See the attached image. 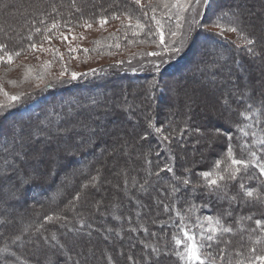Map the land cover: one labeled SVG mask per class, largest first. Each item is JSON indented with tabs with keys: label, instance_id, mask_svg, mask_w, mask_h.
Segmentation results:
<instances>
[{
	"label": "trees",
	"instance_id": "trees-1",
	"mask_svg": "<svg viewBox=\"0 0 264 264\" xmlns=\"http://www.w3.org/2000/svg\"><path fill=\"white\" fill-rule=\"evenodd\" d=\"M49 1L56 6V11L54 12L52 7L50 8L48 6L49 3L47 6H41V8L37 9V11L33 13V24L27 23L24 28L23 26L19 28L20 41L17 40V43H26L27 39H23L27 37L30 32H32L34 27L41 28L42 31L40 34H42L43 29L50 27L54 21H59L60 25L63 21L81 20V17L84 18L89 14L94 16L96 11L102 10L100 7L95 8L96 3L93 0H75L77 6L81 9L80 12H77L71 7L73 0ZM125 2L126 1L124 0H118V3H114V0H107L106 9H108L107 11H112L116 8H125L127 6V3ZM237 2V4H232L233 6L231 5V7L227 8H238L240 10L242 19L244 20L245 12L241 8V1L240 3L239 1ZM99 4H102V1L99 2ZM259 13L260 16H264V10H261ZM216 15L217 12L213 13L212 17ZM41 19L44 20V24L39 23ZM244 22L246 25V19L243 21V23ZM246 29L248 30V28ZM40 34L34 35L38 36ZM200 36H202L203 39L197 45L199 46L200 44H204V50L199 52L198 47L196 46L197 49H195L190 58L187 59L182 57L176 61H168L163 65L161 70L156 73L150 69V71L147 70L133 74L128 72L112 71L104 75H97L90 78L77 80L61 87H49L43 91L41 95H39L40 100L38 101L37 106L31 110L32 112L29 110L24 113H17V109H15L11 111L12 113L10 115L3 116L4 121L3 125L0 126V132L7 130L8 127L13 123L23 124L25 126H34V124H39L41 120H45L46 118L50 120L57 119L60 121L59 126H64L66 122L73 123V121L77 120V118H83L85 111L82 108H78L77 102L80 105H87L89 104V98H100L106 101V103L96 108L95 115L100 118L105 114V109H103V107L107 105L108 98H116V102L119 103L122 102V97H127L134 101V111L127 113L124 112L119 106L113 109L108 105V108H106L108 109L107 114L112 116V118H117L118 120L125 121L126 123H132V118H135V120L138 122L136 125V135L138 139L137 143L131 139L127 148L130 153H133L132 155H135L133 163L125 166L123 165L124 161L122 160V166L120 167L122 178H120L119 182L116 184V188L113 187L116 192L114 193L112 200L110 197L111 195H105L108 193V185L110 184L108 183V179H106L108 178V175L106 176L107 173L105 174L104 168L105 164L109 161V157H111L108 155L111 150H107L103 146L105 142L103 138V142L99 143L98 146L84 149L76 156L69 157L65 162L68 167L63 168V171L60 170L58 174L52 175V181L44 180L43 182H38L31 187H26V190L22 194L25 196L24 198H26L24 201L25 203L22 205V209L24 210L23 213L25 214L24 218H26V224L21 225L15 224L13 222L14 224L12 223L11 225H5L1 230L2 238L0 241L3 238L4 239L0 242V247H4L5 244L9 242L11 237L21 234L25 227L28 228V231L23 232L21 235V240L17 241L20 246H16V244L11 245V250L15 253V257H11V259L15 261V264H44V261L50 254L48 249L46 253L42 252V255L34 256L37 254L36 241L39 240L41 245H43L42 240H40V234L35 231L40 224H44V228L41 229V231L45 235L50 236L51 233L55 232L57 233L59 239L61 238L63 242L68 243L69 248L72 250V255H74L75 252L81 247L84 249L85 253H87L89 248H92L98 259H102V261L105 259L108 261V263H105L104 261L103 263L109 264L108 256L110 255H108V252L105 249L98 247L99 244H97V242L93 244L92 247H89V245L86 246L83 240V236L85 235H78L77 242L75 241L73 244L70 241V238L68 239V237H65L64 235L61 236L62 233L66 232L65 228L60 227L61 223H64V221H45L44 218L49 215L66 216L72 221V224L69 226L75 225L79 227V225L76 223L77 213L82 214L86 216L88 221L94 225V228L101 229V231H92V234L95 236L98 234H105L106 232L104 230L106 228H112L114 230H120V235H116L115 231H113L112 236L118 237L124 243H128L129 239L131 238L135 239L138 237L141 239V237H148L149 240L145 242L159 244L160 238H163L169 242V246H174V242H172V234L173 232L179 234V221L177 222L176 219L167 221L166 216L168 213H170V211L165 212L161 203L157 204L155 207L152 206V202L156 201L157 197L163 195L166 196L168 200H173V204L175 205L182 204L186 208H184L183 212H181L185 215V219L189 218L190 216L192 217L193 215L198 216L202 214L216 216L221 214L224 209L229 207L227 201H221L217 199L214 194H210L204 188H200L195 192L192 190V185L204 183L203 178L199 175V173L210 170L215 163V156H212L211 159H208V157L203 158V155L208 153L193 154V152L194 150L197 151L198 149L204 152L210 148L212 149L216 142L215 139H218L217 144H220L219 152L223 151L221 153L223 156V153L229 144L228 138L232 137V143L236 147V155L238 157L241 155L246 156L247 153H242L239 145L243 143L244 140H247L250 143L252 138L250 135L244 136V132L251 133L252 131H256L259 135L260 127H264V116L260 117L262 121L260 126L253 124V121L256 119L255 117L249 115L248 119H243L241 113L244 111L246 105L233 97L231 95L232 92H225V94L228 93L229 95V105L228 107L223 105V114H221V120L223 122L219 123V126L217 125L216 127V130L221 127L222 129H220L223 131L221 132V135H215L214 139L209 137L210 131L208 130H211V128L204 126L202 123L203 121L200 119L198 114H195V112H185L182 100L180 98L179 100H176L173 97L171 89L174 85H178L180 88H182L184 84L194 83V79L191 76L195 74L194 72H197V79H199L202 74L206 76L209 75V77H212L214 74L216 80L219 77L224 78L225 84L231 83L232 87L243 90L245 86L240 85L241 78H246L249 74L251 75L249 69L258 72V66H254L250 63L251 60L244 51L241 52L237 48H234L230 42L222 37L217 36V34L206 32L205 35V32L203 33L200 30L198 37ZM208 46H210V48ZM192 48L193 44L189 49L193 50ZM212 49H215L218 52H223L224 56L227 57V63L224 64L222 69L205 68V65L211 63L213 59L214 54ZM195 59H198L197 62H194L196 61ZM235 61H239L241 67L233 68V72L231 73V76H229V72H227L228 66L230 64H234ZM243 64L245 66H243ZM167 66H169V68ZM174 74L178 76H176L175 79L168 81L167 77H171L170 75ZM252 75L254 74L252 73ZM164 76H166L167 80H163ZM227 77H229V79L233 78V80L228 81ZM117 79H121L123 82L117 84L115 83ZM249 79H252V76H249ZM152 81H156L159 87L154 89L151 93V98L147 99V86ZM259 81H264V76ZM247 85L250 87L252 99L258 100L260 98V93L264 92V84L258 85L257 82L254 83L250 80ZM119 86L123 87L124 89H133L136 91V93L129 95L125 91V94L121 97V89ZM210 87L221 90L218 85L213 87V84H211ZM156 96L158 98H156ZM154 100H156V106H152ZM165 103H170V105L173 107V110H162L160 105ZM70 108L72 110L71 116L68 114ZM77 109L78 111H76ZM77 112H80V115H77ZM146 118L152 119L155 126H162L164 129L163 135L173 134V130H175V133L172 135V142L169 143V141H161L160 137L155 134L154 131L149 130ZM248 124H253V127L247 128L246 125ZM107 126L108 124L105 123L106 129L108 128ZM237 126L243 127L244 131L241 132ZM181 128L186 129L182 137L179 135ZM197 129H199V131H197ZM145 131H150V134L147 140L142 141L140 140V137L145 133ZM118 139L119 138L117 137L112 142L116 143ZM165 145L168 147L171 146V150H167L164 147ZM101 149H106L103 155H100ZM0 151H2V149H0ZM157 153H160V155L157 156ZM170 155L174 157V159L170 160ZM222 156H220V158ZM165 165L172 166L177 176L183 177L188 175L189 179L191 180V184L187 188H185L182 184L180 185L181 191L185 192L184 194H181L180 191L174 196L171 195V189L168 187V185L172 183L171 173L166 171L161 172L159 179H157L155 175L149 177V172L155 173ZM97 169H102V173L98 178L96 187L90 186L86 190V194L82 196L77 206L72 208L69 204V201L73 200V192H79V188L81 190L80 185L87 183L92 176L96 175ZM185 169H189L190 172L185 173ZM74 171L76 172L75 175H73ZM62 172H68V174H71V176L68 177L67 180L63 179V175H61ZM145 178L150 180V185L147 186L148 191L143 192L144 196L140 198L141 191H139V186L144 182ZM133 179H135V183H133ZM125 180H127V184H125ZM53 182H57L56 184L59 182L64 183L62 187L64 190H62V193L53 195V197H48L56 189V186L55 188L53 186ZM238 183L239 181L235 182V185L231 188L232 192L238 190ZM247 183L250 187H258L256 180H248ZM66 190L69 192H65ZM93 190H95L96 193H100L101 190L102 194L105 195L103 196L104 199L100 203L98 210L95 208L94 212L93 207L96 204H94V199L91 196L94 194L92 192ZM137 201H139V203H137ZM184 203H186V205H184ZM113 205H117L118 207L114 209ZM190 205H195L196 207L189 211ZM204 205H208V207H204ZM237 210L239 213H236ZM138 213L139 215H137ZM262 213H264V208L259 206L252 208L241 207L238 205L233 206V216L227 218V220L228 223L234 228V232L224 235L225 239L231 240V248H237L243 244L245 248L242 250H246L247 247L253 246L255 237L260 234L258 231L256 233H250L248 231V229L254 228V223L252 221L244 220L241 221L240 224H236V217L254 214L255 218H261ZM114 215L119 216L121 219H114ZM100 216H111L113 218H108L104 224H101L99 221ZM0 218H3L1 213ZM134 221H139V226L138 223L137 226H134ZM132 222L134 224H132ZM173 224L177 225V227H173ZM130 227L137 228V231L134 233L128 231ZM142 227L147 228L148 231H143ZM16 231H18L17 234L15 233ZM86 231L87 229L85 232ZM152 233H156L157 236L154 238L151 235ZM78 240H81V243H78ZM262 244H264V242H262ZM256 246L260 247L262 245ZM142 249V244L137 245L132 254L139 257ZM117 251L118 250L112 249V256L115 257V262L113 261L114 264H130L127 259L130 253L126 250L125 256L121 252L118 254ZM2 255L8 256L7 253ZM16 257H19V259H16ZM56 260L59 262V264H63V261L66 260V257L59 255L56 256ZM159 264H182V262L173 255H161Z\"/></svg>",
	"mask_w": 264,
	"mask_h": 264
},
{
	"label": "snow or ice",
	"instance_id": "snow-or-ice-1",
	"mask_svg": "<svg viewBox=\"0 0 264 264\" xmlns=\"http://www.w3.org/2000/svg\"><path fill=\"white\" fill-rule=\"evenodd\" d=\"M136 5H141V0H133ZM200 0H196V3H199ZM114 3H118V0H114ZM159 3L163 8L167 9L165 15L168 19L172 18V9L177 10L176 20L179 21L182 19L180 13L187 10L190 6L191 0H159ZM77 12H80V7L77 6L75 0L71 5ZM111 7V6H110ZM52 10L56 11V6H52ZM156 7H151V11L154 13L151 17V21L156 25L155 33L159 35V43L163 45L165 43V33L163 31L162 21L157 19L155 16ZM106 11V10H102ZM141 12L145 19L148 18V12L143 10L141 6ZM120 16H124L128 21L127 27L132 30L133 36H139L149 28L148 25L141 22V19L137 17L135 23H132L133 17L128 11H122L120 15L113 13V19H120ZM224 17H228L230 21V26L225 27L221 21ZM83 27L91 28L92 22L83 18ZM96 22L103 27L108 23V18L106 15H101L97 17ZM40 24H44V20L39 21ZM243 24V19L240 13V10L229 9L228 11L222 12L221 16L218 17L217 21L213 23L212 27L219 29V35H222L224 32L236 33L239 39L241 40L240 44H237V48H243L253 62H259L261 68V75L264 76V42H261L260 39L250 33L245 32L241 27ZM59 27V21H54L50 27L43 29L44 35L42 36L43 41H50L51 37L48 33L52 29ZM180 27V24H177V28ZM42 31L39 27H34L32 32L27 36L28 41L33 40L34 34H40ZM71 31V29H70ZM0 32H4L5 36H8V33L0 28ZM150 35L151 29H149ZM173 37L177 36V32H172ZM63 40H67V36L61 33ZM82 38V37H81ZM75 39V37H73ZM131 42V41H130ZM117 48L120 47L119 44L115 45ZM28 48L32 51H36L38 48L40 51H53L55 54L60 55L58 50L55 49H45L43 44H37L35 42L29 43ZM173 53L179 52L180 48L175 46L173 42L166 49ZM70 52L76 51L74 48H69ZM213 59L211 63L205 65V68H223L224 64L227 63V57L224 56L223 52H218L215 49H212ZM0 63H5L11 65L14 57H19L21 55L20 50L12 51L7 49L5 43L0 42ZM148 55H159L157 52L148 53ZM62 58V56H61ZM235 66L240 68V62L235 61ZM65 73L61 72L60 75L63 76ZM229 76H231V70L229 69ZM37 79L43 81V76L37 77ZM71 79H77V74L72 73ZM213 87H215V75L212 76ZM10 83H13L10 81ZM224 83V81H221ZM258 85L264 84V81H258ZM47 87H52V83H46L44 85ZM39 87V85H37ZM159 87L156 81H152L147 86V99L151 98V93L154 89ZM173 97L176 100H179L182 92L181 88L178 85H174L171 89ZM0 92H3V89H0ZM5 96H8V93H3ZM183 95L186 98V107L190 109L191 104L195 101L188 95L186 91L183 92ZM238 101L243 102L246 107L241 113L243 119H248L249 115L255 117L253 124L260 126L262 121L261 116H264V92L260 93V98L258 100L252 99V94L250 87L245 85L243 90L236 89L231 93ZM25 99L24 94H17L9 96L10 103L5 105H0V109L5 107H12L13 104H18L21 100ZM106 101L100 98H89V104L80 105L77 102L78 108L85 109L83 118L76 120L75 123L66 122L64 126H59L60 121L45 119L41 120L40 123L36 126H25L23 124H11L7 130L0 132V209L5 210V216L3 219H0V228H3L5 225H11L13 221L8 219L7 213L10 212L11 208H6L9 201H18L21 199L23 192L26 190V187H31L38 182H43L45 179L50 178L52 175L58 174L65 166V162L69 157L76 156L79 152L84 149L93 148L98 146L99 143L103 142L102 138L105 135L110 134L111 130L104 128L102 123H97L98 117L93 115L94 110L100 107ZM221 103L228 107L229 105V95L225 94ZM121 109L124 112L131 113L133 106L125 101L124 105H120ZM108 109H105V115H107ZM70 116L72 115L71 108L69 109ZM80 115V113H77ZM147 119V118H146ZM253 124L246 125L247 128H252ZM95 125V126H94ZM148 129L154 131L157 134L161 141L172 142L173 134L163 135V127H157L154 125L152 119H147ZM241 132L244 131V128L237 126ZM185 128H181L179 135L182 137ZM199 131V129H197ZM260 134L258 135L256 131L251 133L244 132V136H251V142L244 140L243 143L239 145L241 152H246L247 155H241L238 157L236 155V147L232 143V137H229L228 147L225 149L223 156L217 158L213 167L208 171H203L199 175L203 178V184L192 185V190L195 192L200 188L206 189L210 194H214L217 199L221 201H227L229 207L224 209L221 214L216 216H205L197 219L194 227L198 228L199 232H193L185 223V215L177 210L176 215L179 217L181 223L179 227V234L173 232L172 242L174 246H169V242L163 238H160L159 244H152L145 241H140L143 245V249L140 253V256L130 253L127 257L130 264H159L161 255H173L182 262V264H264V213L261 214V218H255L254 214L247 216H237L235 219L236 224H240L241 221L247 220L254 223V228L248 229L250 233H260L255 237L253 246L247 247L246 250L243 244L237 248H231V240L225 239L224 235L233 233L234 228L228 223L227 218L233 216V206L238 205L241 207H255L259 206L264 208V127H260ZM150 131H145V133L140 137V140H147L149 137ZM121 148L125 149V154H127V141L120 145ZM106 149H101L100 155H103ZM118 151L116 148H113L108 155H112L114 152ZM157 156L160 153L156 154ZM169 159H174L171 155ZM150 163V161H149ZM79 171V170H76ZM102 169L96 170V175L92 176L90 180L81 185V190L76 193L72 201H69V204L72 208H75L82 196L86 194V190L91 187H96L98 178L101 175ZM168 172L172 174V183L168 185L171 189V195H175L181 191L180 185L182 184L187 188L191 184V180L188 175L183 177L177 176L174 172V168L169 165H165L163 168L159 169L157 172H149V177L155 175L157 179L160 178L161 172ZM189 169H185V173H189ZM258 173V175H257ZM76 172L74 171L73 175ZM65 179H68L66 176ZM248 180H256L258 183L257 188L250 187L247 183ZM238 183V190L235 192L231 191V188L235 185V182ZM135 183V179H133ZM127 184V180H125ZM148 185H150V180L148 178L144 179V182L140 184L139 191L147 192ZM119 187V186H117ZM127 194V192H126ZM100 201L96 202L95 208H99ZM139 203V201H137ZM161 201H157V204ZM117 205H113L115 209ZM195 205L189 206V211L195 208ZM208 207V205H204ZM175 208V204L169 205L164 204L165 212H169ZM139 215V213L137 214ZM45 221L51 222L53 220L64 221L61 223L60 227L65 228L66 232L62 233L65 237L68 236V233L77 234L85 232L86 235L91 237L92 231H101V229L94 228V225L90 223L86 216L77 213L76 223L79 227L73 225L72 221L69 220L66 216L62 215H49L46 216ZM114 219H121L119 216L114 215ZM172 219L171 217L169 218ZM155 222V221H154ZM166 223V222H161ZM205 224L207 227H205ZM173 227L177 225L173 224ZM44 228V224H40L36 228V232L40 234V240L43 242V246L49 250V255L47 256L44 264H59L56 260V256L65 255L69 252V244L61 241L57 233L53 232L50 236L45 235L41 229ZM142 230L147 232V228ZM28 228L25 227L23 232H27ZM106 233L110 234L115 231L116 235H120V230H114L112 228H106L104 230ZM128 231L136 232L137 228L130 227ZM15 235L11 237L9 242L5 244L4 247H0V254L7 253L8 256L0 255V264H15V261L11 257H15V253L11 250V245L17 243L21 240V235ZM2 235V232H0ZM154 238L157 236L156 233L151 234ZM105 239H109V235H105ZM74 244V242H72ZM256 245H262L257 247ZM231 249V250H230ZM41 250L40 241H36V251L37 253ZM94 252L92 248L87 250L85 253L84 249L81 247L74 255H67L64 264H89V261L93 257ZM19 259V257H16ZM109 264H114L112 257L108 256Z\"/></svg>",
	"mask_w": 264,
	"mask_h": 264
},
{
	"label": "rangeland",
	"instance_id": "rangeland-1",
	"mask_svg": "<svg viewBox=\"0 0 264 264\" xmlns=\"http://www.w3.org/2000/svg\"><path fill=\"white\" fill-rule=\"evenodd\" d=\"M48 1L49 0H0V28H3L8 33V36L6 37L4 32H0V42L5 43L8 50L21 51V55L19 57H14L11 65L0 63V89H3V92H0V105L7 106L10 103L9 96L17 94L25 95V99L21 100L18 104H13V106L10 108L5 107L3 109H0V116L10 115L12 113L11 111L15 109H17V113H24L29 110H33L40 100L39 95H41L43 91L49 88H46L44 86L49 82L52 83V87L54 88V86L61 87L77 80L86 79L97 75H104L112 71L128 72L130 74H133L144 72L150 69L151 71H154L156 73L160 71L163 65L168 61H176L182 57L188 59L192 56L195 49H197L196 46L198 47L199 52L204 50V44H200L199 46L197 45L203 39L202 36L198 37L200 30L203 33L205 32V35L206 32H211L214 34L219 33V29L212 27L213 23L217 21L222 12L229 10L227 7H231V5L235 3L237 4V1H239V3L241 1V8L245 12L244 20L246 19L247 21L246 25L244 22V25L242 24L241 27L245 30V32L258 37L261 42H264V16H260L259 13L261 10H264V0H200L199 3H196V0H191L190 6L187 8V10L180 13L182 19L179 21L176 20V9H172V18H167L165 13H167L168 10L162 7V5L159 3V0H141V5H136L133 0H124L126 1L125 3H127V6L125 8H116L112 11H107L108 9H106L107 0H93L96 3L95 8L100 7V9L106 11H96L94 13V16L89 14L84 17L92 22L91 28H85L82 26L83 19L63 21L58 28L53 29L50 33H48V35L51 37L50 41L42 40V36L44 35V32H42V34L38 36L34 35L32 41L27 40L26 43H17V40L20 41L19 28L21 26H23L24 28L27 23L33 24V13L36 12L37 9L41 8V6H47L49 3L48 6L51 8L53 6V3ZM101 1L102 4H99V2ZM141 6H143L144 11L148 12L147 19H145L142 15ZM151 7H156L157 10L155 12V16L157 17V19L161 20L163 24V31L165 33V43L163 45L159 43V35L154 34L156 25L151 21V17L154 14L151 11ZM122 11H128L130 15H132L133 24L135 23V19L139 17L141 19V22L148 25L149 28L145 29V31L139 36H133L132 30L127 27L129 21L124 16H120V19L112 18L113 13H115L116 15H120ZM216 12L217 15L212 17V14ZM101 15H106L108 18V23L103 27H101L96 22L97 17ZM178 23L180 24L179 28H177ZM221 23H223L225 27L230 26L228 17H224ZM246 28H248V30ZM149 29H151V35L149 33ZM172 32H177L178 35L173 37L171 35ZM61 33L67 36L66 41L63 40ZM217 36L226 39L234 48H237V44L241 43V40L236 33L224 32L222 35L217 34ZM73 37H75V39H73ZM25 39H27V37H25L23 40ZM33 42L37 43L38 45L43 44V47L45 49L58 50L60 55L55 54V52L53 51H40L39 48L36 51H32L28 48V44ZM173 42L175 43L176 47L180 48L179 52L173 53L165 50ZM116 44H119L120 47L117 48L115 46ZM192 44L193 50H190L189 48ZM208 47L210 48V46ZM69 48H74L76 49V51L70 52ZM238 50L241 52H245L242 47ZM151 52H157L159 53V55H148V53ZM195 60L196 61L194 62H197L198 59ZM250 63L254 66H258V72L249 69L251 75L249 74L248 77H246L247 79L241 78V86L247 85L250 80L251 82L253 81L254 83H256L263 77L261 75L259 62H253L251 60ZM243 66L245 65L243 64ZM167 67L169 68V66ZM233 68H236V66L234 64H230L228 66L227 72H229L230 69L232 73ZM61 72H64L65 74L61 76ZM72 73L77 74V79H71ZM194 73L195 74L191 76L194 79V83L184 84L182 86V94L180 96V99L184 104L183 106L185 112L189 111L198 114L200 119L203 121L202 123L204 124V126H208L209 128H211V130H208L210 131L209 137L215 139V135H221V132L223 131L221 130V127V129L218 128L216 130L217 125L223 122L221 120V114H223L224 108L221 101L225 96V92H233L236 90V88L232 87L231 83L225 84V79L220 77L217 78V80L215 79V85H218L221 90H218L217 88H211L210 85L213 84L212 77L202 74V76L197 79V72ZM252 73L254 75H252ZM40 76H43V81L37 79V77ZM170 76L171 77H167L168 81L175 79L178 75L174 74ZM249 76H252V79H249ZM167 79L166 76L163 77V80ZM227 80L231 81L233 80V78L229 79V77H227ZM10 81L13 83H10ZM221 81H224V83H221ZM122 82L123 81H121V79H117L115 81V83L117 84ZM37 85H39V87H37ZM119 88L121 89V97L125 94V91L129 95L136 93L135 90L130 88L124 89L121 86H119ZM184 91H186L188 95L191 96V98L195 101L191 104L190 109L186 107V98L183 95ZM4 92L8 93V96H5L3 94ZM156 98L158 97L156 96ZM115 99L116 98L111 97L108 98L107 105L104 106L103 109L108 108V105L109 107L114 109L120 105H124L125 101H127L133 106L132 111H134V101L132 99L122 97V100L120 99L122 102H119L120 104L117 103ZM155 101L156 100H154L152 106L157 105ZM160 107L162 110H173V107L172 105H170V103H165L163 105H160ZM76 111H78V109ZM95 112L96 109L94 110L93 115L97 117L95 115ZM78 119L79 118H77V120ZM56 120L57 119H53V121ZM97 121L98 123H102L104 127L105 123H107V129L111 130L110 134L103 137V140H105L103 146L107 150L112 151L113 148H116L118 150L110 155L111 157H109V161L105 164L104 168L105 174L107 173L106 176L108 175V178L106 179H108V183L110 184L108 185V193H106L105 195H111L110 197L112 200L114 193L116 192L114 188H116V184L119 182L120 178H122V175L120 173L122 160L124 161L123 165L126 166L130 163H133V159L135 156L132 155L133 153H130L129 150H127V154H125V149L121 148L120 145H122L125 140L127 141V145H129L131 139H133V141L137 143L138 139L136 135V125L138 122L137 120H135V118H132V123H126L125 121L118 120L117 118H112V116H110L109 114H104ZM74 122H76V120L73 121V123ZM36 125H38V123L34 124V126ZM156 126L160 127L158 125ZM117 137L119 138L118 141L116 143L112 142ZM215 141L212 149L210 148L205 152L200 151L199 149L197 151L194 150L193 154L208 153L203 155V158L208 157V159H211L212 156H215V162L217 158H220V156H222L221 153L223 152H219L220 144H217L218 139H215ZM164 147L167 150H171V146L168 147L165 145ZM66 167L68 166L65 164L64 168ZM61 175H63V179H65L66 176H71V174H68V172H62ZM45 180L52 181V178L50 177ZM56 183L57 182H53V186L54 188L56 186V189L48 197H53V195L62 193V190H64L62 188L64 183ZM65 192L68 193L69 191L66 190ZM77 192H73V195L75 196ZM92 192L94 193L93 195H91L94 199V204H96L97 201H103V196L105 195L102 194L101 190L100 193H96L95 190H93ZM184 193V191H181V194ZM143 196L144 193L141 192L140 198H142ZM24 197L25 196L22 195L21 199L18 201H9L8 205L5 206L6 208L12 209L7 213V216L8 219H11L15 224H26V218H24L25 214L23 213L24 210L22 209V205L26 200V198ZM157 201H161L162 207H164L165 203L169 205L173 204V200H168L166 196L162 195L160 197H157L156 201L152 202V206L155 207L157 205ZM184 205H186V203H184ZM184 208L185 207L182 204H176L175 208L167 214V221L170 220L169 218L171 217L172 219H176L177 222L179 221L178 224L180 225L181 221L177 217L176 212L177 210L179 212H183ZM94 210L95 207H93V212ZM237 212L238 210L236 211V213ZM0 213L4 218L6 214L5 210L0 209ZM205 216L208 215H193L192 217L190 216L189 218L185 219L184 223L193 232H199L200 230L194 227V225L196 224L198 218L202 220V218ZM108 218L110 219L113 217L100 216L99 221L101 224H104L106 220H108ZM134 222L135 224L132 222L134 226H137V223L139 226V221ZM205 227H207L206 224ZM2 229L3 228H0V232ZM15 233L17 234L18 231H16ZM106 234L109 235V239L104 238ZM78 235H85L83 236V240L86 246L89 245V247H92V245L97 242V244H99L98 247H100L101 249H105L108 252V255L112 257V260L114 262L115 257L112 256V249L118 250V254H120L121 252L126 256V250L129 253H132L135 247L141 244L140 241L149 240L148 237H141V239L137 237L135 239H129L128 243H124L118 237L112 236V233L98 234V237L91 234V237H89L85 234V232L77 233L75 235L72 233H68L67 237L68 239L70 238L71 242H77ZM1 238L2 237L0 235V239ZM3 239L1 241H3ZM60 240L62 241L61 238ZM99 240L101 242H104L101 243ZM78 243H81V240H78ZM18 245L20 246V244L17 242L16 246ZM46 251L47 248L41 245V251L34 256L42 255V252L46 253ZM67 254L72 255V250L70 249ZM67 254L63 256L66 257ZM96 256V254L93 255V257L89 261V264H104L103 261L105 263H108L107 260L103 259L102 261V259H98ZM64 262L65 260L63 261V264Z\"/></svg>",
	"mask_w": 264,
	"mask_h": 264
},
{
	"label": "bare ground",
	"instance_id": "bare-ground-1",
	"mask_svg": "<svg viewBox=\"0 0 264 264\" xmlns=\"http://www.w3.org/2000/svg\"><path fill=\"white\" fill-rule=\"evenodd\" d=\"M3 121H4V117L3 116H0V126L3 125Z\"/></svg>",
	"mask_w": 264,
	"mask_h": 264
}]
</instances>
